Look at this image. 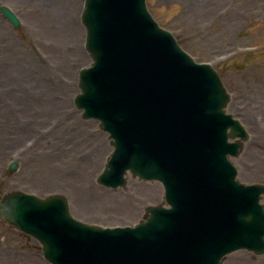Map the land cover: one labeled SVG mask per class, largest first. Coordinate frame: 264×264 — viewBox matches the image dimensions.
<instances>
[{"label":"water","instance_id":"water-1","mask_svg":"<svg viewBox=\"0 0 264 264\" xmlns=\"http://www.w3.org/2000/svg\"><path fill=\"white\" fill-rule=\"evenodd\" d=\"M0 12L18 27L9 8ZM81 22L91 64L78 73L74 104L112 146L97 182L159 181L163 203L134 226L101 227L72 217L63 195L11 191L0 219L37 240L50 264H223L237 250L263 254L264 184L237 179L231 158L248 134L225 112L218 74L156 24L145 0H85Z\"/></svg>","mask_w":264,"mask_h":264},{"label":"rangeland","instance_id":"rangeland-1","mask_svg":"<svg viewBox=\"0 0 264 264\" xmlns=\"http://www.w3.org/2000/svg\"><path fill=\"white\" fill-rule=\"evenodd\" d=\"M84 1L0 0L19 21L14 27L0 12V199L10 191L60 194L81 222L134 226L147 207L163 203V187L131 175L116 189L97 182L112 146L99 121L74 104L78 72L91 63ZM145 4L184 52L218 74L229 95L225 112L248 134L231 159L237 179L264 184V0ZM0 264L50 263L37 240L0 219ZM223 264H264V254L237 250Z\"/></svg>","mask_w":264,"mask_h":264},{"label":"bare ground","instance_id":"bare-ground-1","mask_svg":"<svg viewBox=\"0 0 264 264\" xmlns=\"http://www.w3.org/2000/svg\"><path fill=\"white\" fill-rule=\"evenodd\" d=\"M69 34H70V36H71L72 32H71V31H69Z\"/></svg>","mask_w":264,"mask_h":264}]
</instances>
